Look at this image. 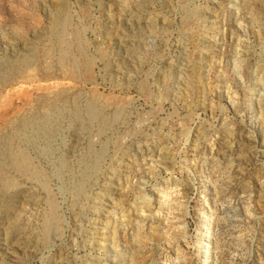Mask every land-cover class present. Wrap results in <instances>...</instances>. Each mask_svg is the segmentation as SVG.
Instances as JSON below:
<instances>
[{"label": "rangeland", "instance_id": "obj_1", "mask_svg": "<svg viewBox=\"0 0 264 264\" xmlns=\"http://www.w3.org/2000/svg\"><path fill=\"white\" fill-rule=\"evenodd\" d=\"M0 264H264V0H0Z\"/></svg>", "mask_w": 264, "mask_h": 264}, {"label": "bare ground", "instance_id": "obj_2", "mask_svg": "<svg viewBox=\"0 0 264 264\" xmlns=\"http://www.w3.org/2000/svg\"><path fill=\"white\" fill-rule=\"evenodd\" d=\"M194 13V12H193ZM192 13V14H193ZM197 14V13H196ZM198 14H200V13H198ZM189 17V16H188ZM92 114V113H91ZM20 154V153H19ZM22 156V155H21ZM21 162V164H20V166L22 167H28V160L23 156L22 157V161H20ZM201 233V232H200ZM201 240V241H200ZM204 240V243L207 241V236H206V234H204V230H202V234H200L199 235V237H198V244H197V246H196V248H201L202 247V245L204 244V243H202V241Z\"/></svg>", "mask_w": 264, "mask_h": 264}]
</instances>
